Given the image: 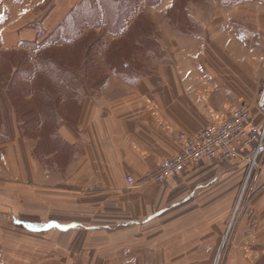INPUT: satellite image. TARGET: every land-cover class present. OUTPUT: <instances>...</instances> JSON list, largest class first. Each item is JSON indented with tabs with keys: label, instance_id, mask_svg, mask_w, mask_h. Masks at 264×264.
<instances>
[{
	"label": "crops",
	"instance_id": "crops-1",
	"mask_svg": "<svg viewBox=\"0 0 264 264\" xmlns=\"http://www.w3.org/2000/svg\"><path fill=\"white\" fill-rule=\"evenodd\" d=\"M35 1H49L50 12L41 11L46 4L17 6V17L0 23V47L37 37L19 20L27 12L39 14L36 22L46 18L48 32L56 27L46 25L51 17L68 14L56 0ZM175 2L152 9L168 16ZM159 25L166 60L141 74L125 60L126 71L109 69L99 88L69 91L60 102L67 114L74 101L76 115L59 116L49 135L38 131L45 120L21 122L7 104L0 129V264H220V255L221 264H264V162L249 173L242 160L206 159L175 178L138 185L179 152L180 132L195 134L245 103L214 71L204 36ZM82 75L75 76L84 81Z\"/></svg>",
	"mask_w": 264,
	"mask_h": 264
},
{
	"label": "rangeland",
	"instance_id": "rangeland-1",
	"mask_svg": "<svg viewBox=\"0 0 264 264\" xmlns=\"http://www.w3.org/2000/svg\"><path fill=\"white\" fill-rule=\"evenodd\" d=\"M137 1L132 3L135 4V11L130 15L129 29L125 30L123 36L114 37V0H56L57 5L64 4L68 14L53 16L46 25L57 27L63 22L69 29L78 26L80 39L76 36L77 39L66 41L61 37L53 42L49 38L46 45L51 48L42 53L44 62L40 65L35 83L22 80L24 76L22 72L18 73L16 64L22 59L25 62V58L34 55L36 50H31L28 44L20 43L11 48L0 47V104L3 113L6 112L8 104L7 109L10 108L16 118L24 122L34 118L40 119L38 111L44 109L48 113L45 114L46 117L49 115L50 118L44 121V127L38 131L42 136L49 135V132L53 131V125L59 121V116L73 118L76 115L77 104L74 101L69 99L68 107L71 111L64 114L62 102L58 103L56 100L59 98L63 101L62 99L71 94L68 92L75 90L77 85H86L91 89L99 88L104 84L109 69L116 66L120 71L124 70L125 67H122L121 63L125 60L133 62L140 74L153 73L158 63L166 60V52L159 44V40H162V34L158 32L161 28L159 24L177 26L183 34L204 36L208 42L207 53L211 64L214 65V71L226 77L231 88L241 93L245 97V103L257 113V100L264 82V0H176L175 7L168 16L152 9L159 6L162 0L150 5ZM20 5L25 11L29 8L39 10L38 5H45L46 7L40 9L48 13L52 6L49 1L0 0V23L5 19H15L16 10ZM36 13L27 12L29 15L19 19L22 23H28V27L38 30L37 37L30 39L32 46L39 42L37 38L41 32L39 33L38 26L46 19L36 22L39 20V14ZM66 17L68 21L65 20ZM63 31L61 30L60 34ZM51 57L60 63L66 72L83 74L84 81L74 80V88L69 87L68 94L63 93V97L60 95V84L54 82L51 75L55 69L47 62ZM29 59L26 60L28 65ZM30 62L32 63L31 59ZM20 68L21 66L18 69ZM5 88L13 91L9 93ZM33 88L35 89L32 90ZM44 88L52 95L51 99L44 95ZM2 121L0 113V123ZM24 130L26 135H35V132L23 128V132ZM228 243L229 241L223 242L224 250L228 248ZM223 259V255H220V264Z\"/></svg>",
	"mask_w": 264,
	"mask_h": 264
},
{
	"label": "built area",
	"instance_id": "built-area-1",
	"mask_svg": "<svg viewBox=\"0 0 264 264\" xmlns=\"http://www.w3.org/2000/svg\"><path fill=\"white\" fill-rule=\"evenodd\" d=\"M258 120L251 106L243 103L231 109L223 118L210 122L195 134L180 132V150L163 158L154 171L140 178L139 186L159 183L183 174L189 166H199L203 160L223 164L228 159L247 163L249 173L262 168L264 162V82L261 86ZM127 182L135 186L133 177Z\"/></svg>",
	"mask_w": 264,
	"mask_h": 264
},
{
	"label": "trees",
	"instance_id": "trees-1",
	"mask_svg": "<svg viewBox=\"0 0 264 264\" xmlns=\"http://www.w3.org/2000/svg\"><path fill=\"white\" fill-rule=\"evenodd\" d=\"M135 2H136V0H114V7H115V9H114V33H118V32L123 31L124 27L129 23L128 21L130 20V15L133 13V11H135V7H134L135 4H132V3H135ZM137 2L138 3L139 2H145V3H148L150 5L153 2L154 3L160 2V0H138ZM130 3L132 5H130ZM153 5H156V4H153ZM176 10H177V8H176ZM70 16H72V15L70 14ZM70 16H67V17L69 18ZM67 17L65 19L66 21L69 20V19H67ZM74 25H76V24H74ZM38 27H39V33L41 32L37 38L39 42H36L38 45L34 43V46H32L30 44V42H31L30 40H25L24 42H22V44H28L31 47V50H33V51L36 50V52H33L34 55H29V57L25 58L26 60L28 58H30L32 63L30 62V59H29L28 62L30 65H28L26 60L24 62V60L22 59L18 64H16V65H18L17 66V70H19L18 73L22 72V74L24 76L22 80H26V81H29L32 83H35V80L37 79L36 77L39 74L40 65H43L44 57L42 56L43 55L42 53L48 51L51 48L48 45H46L47 44L46 41L49 40V38L53 42L55 40L58 41L59 38H61V37H63L66 41H70L72 38H76V36H78L77 38L80 39V35H79L80 31H78V28H77L78 26H76V28L72 27V29H69V26L63 24V22H62L61 24H59V26L55 27L50 32H48L45 29L44 24L43 25L40 24ZM61 30H64L65 33H63L64 32L63 31L62 34H60ZM44 34H46V35L44 36ZM59 35H61V36H59ZM43 45L45 47H43ZM47 62L50 63L51 65H53V67L55 69V72L52 74L50 73V74L53 77V81L56 82L57 84L58 83L60 84V87H61L60 89L62 90L60 92V95L62 96L63 93H64L63 95L67 94V92L69 91V87L74 88V86H73L74 80L75 81L78 80L77 78H75L76 77L75 74H72L71 72H66L65 68L63 66H61L60 63L56 62V60L53 57L48 58ZM10 64L12 66H15L14 63H10ZM19 66H21L20 69H18ZM14 75H16V74H14ZM13 78H14V76L10 79L11 83H13ZM71 82H73V84H70ZM77 87H79V85H77ZM5 89L9 93L11 91H13L11 89L9 90L8 88H5ZM34 89L35 88H33L32 90H34ZM14 91H16V89ZM30 92H31V90H30ZM33 93H35V91ZM43 93L46 97L51 99L52 95H50V93H48L47 88L43 89ZM56 101H58V103H59L61 100L59 98H57ZM40 111L41 112L38 113V116H40V119L34 118V119L28 120V122H31V121H33V122L39 121L40 122L41 120L46 121V119L50 118L49 115L46 117L45 114H48V113H46L44 109H42ZM0 113H1V116L3 118V121L0 123V129H1V125L3 124L4 121H6V112L3 113L2 104H0Z\"/></svg>",
	"mask_w": 264,
	"mask_h": 264
}]
</instances>
